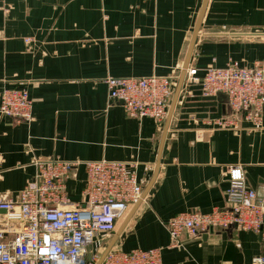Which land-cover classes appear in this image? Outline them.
<instances>
[{
  "label": "crops",
  "instance_id": "0c3cea01",
  "mask_svg": "<svg viewBox=\"0 0 264 264\" xmlns=\"http://www.w3.org/2000/svg\"><path fill=\"white\" fill-rule=\"evenodd\" d=\"M187 61L199 76L264 65V0H0V93L23 87L34 104L30 122L0 115V196L17 197L36 159L135 161L144 198L98 239L101 256L110 246L160 249L163 264H250L264 254L259 235L237 229L184 235L171 247L168 219L227 207L231 167L264 196V109L259 128H220L215 121L232 114L227 97H204L189 80L173 108ZM151 76L177 77L163 122L111 105L106 79ZM85 179L81 166L68 180L73 203Z\"/></svg>",
  "mask_w": 264,
  "mask_h": 264
},
{
  "label": "built area",
  "instance_id": "2783aa9c",
  "mask_svg": "<svg viewBox=\"0 0 264 264\" xmlns=\"http://www.w3.org/2000/svg\"><path fill=\"white\" fill-rule=\"evenodd\" d=\"M174 78H108L105 83L112 106H121L131 118L161 123L168 116ZM185 80L200 85L204 97H227L232 114L215 121L220 128H237L240 120L254 128L262 126L264 65L208 67L202 76L197 69H189ZM33 109L26 88L0 93L1 116L30 122ZM33 165L37 170L34 178L15 199L0 196V210L6 211L0 224V264H163L160 249L110 250L104 258L95 249L98 239L110 237L143 198L138 162L36 159ZM81 166L86 172L82 200L73 203L67 182L76 178ZM226 197L225 208L209 214L181 213L164 222L171 247L182 246L184 235L200 237L216 228L253 232L261 237L264 247V196L247 186L241 167L230 168ZM250 264H264V254Z\"/></svg>",
  "mask_w": 264,
  "mask_h": 264
},
{
  "label": "water",
  "instance_id": "95a60500",
  "mask_svg": "<svg viewBox=\"0 0 264 264\" xmlns=\"http://www.w3.org/2000/svg\"><path fill=\"white\" fill-rule=\"evenodd\" d=\"M205 7H206V2H205V5H204V7H203V9H202V12H201V15H200V18H199V21H198V25H197V28H196V32H195V36H194V39H193V43H192V46H191V48H190L188 61H189L190 56H191V54H192V50H193V46H194V42H195V40H196V38H197V35H198V31H199V28H200L201 19H202V17H203L204 11H205ZM188 61H187L186 65H185V67H184V70H183L182 76H181V78H180V81H179V84H178V87H177V90H176V95H175V99H174V102H173V108H174V106H175V103H176V101H177V98H178V96H179V93H180V91H181V88H182V86H183V83H184V80H185V77H186V74H187ZM172 110H173V109H172ZM143 198H144V196H143ZM143 198H142V199H143ZM0 214H6V211H4V210H0ZM212 231H213V230H211V232H212ZM111 249H112V246H110V247L108 248V250H107V251L105 252V254L102 256V258H104V257L108 254V252H109Z\"/></svg>",
  "mask_w": 264,
  "mask_h": 264
},
{
  "label": "rangeland",
  "instance_id": "374dc122",
  "mask_svg": "<svg viewBox=\"0 0 264 264\" xmlns=\"http://www.w3.org/2000/svg\"><path fill=\"white\" fill-rule=\"evenodd\" d=\"M96 249V251L100 254V252H99V250L97 249V248H95ZM89 257V256H88Z\"/></svg>",
  "mask_w": 264,
  "mask_h": 264
},
{
  "label": "bare ground",
  "instance_id": "6f19581e",
  "mask_svg": "<svg viewBox=\"0 0 264 264\" xmlns=\"http://www.w3.org/2000/svg\"><path fill=\"white\" fill-rule=\"evenodd\" d=\"M4 218V217H3Z\"/></svg>",
  "mask_w": 264,
  "mask_h": 264
}]
</instances>
